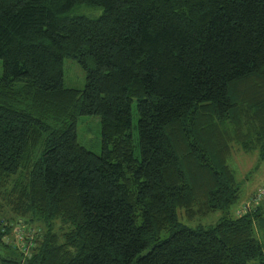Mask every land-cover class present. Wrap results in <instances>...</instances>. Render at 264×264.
Segmentation results:
<instances>
[{
	"label": "trees",
	"instance_id": "obj_1",
	"mask_svg": "<svg viewBox=\"0 0 264 264\" xmlns=\"http://www.w3.org/2000/svg\"><path fill=\"white\" fill-rule=\"evenodd\" d=\"M0 60L1 264H264V0H0Z\"/></svg>",
	"mask_w": 264,
	"mask_h": 264
},
{
	"label": "rangeland",
	"instance_id": "obj_2",
	"mask_svg": "<svg viewBox=\"0 0 264 264\" xmlns=\"http://www.w3.org/2000/svg\"><path fill=\"white\" fill-rule=\"evenodd\" d=\"M101 12V11H100ZM82 13H92L90 9L84 8ZM64 83L67 88L83 90L86 85V73L81 68L79 63L73 59H65L64 65ZM3 75V62L0 60V77ZM138 122L139 116L136 110V105H133V133L136 142H138ZM78 140L79 143L95 154H101L103 148L102 142V121L98 116H82L79 120L78 128ZM138 150V149H137ZM232 169L235 170L239 182L241 183V197L239 203L247 201L248 196L258 190L264 183V161H260L258 153H247L240 148L235 147L233 149V155L230 158ZM240 208V205L238 206ZM207 220L204 225H208ZM23 220H19L15 227L11 239L6 241L12 242L16 247H23L25 239L28 236L33 237L34 231L28 229V226L23 223ZM185 223V222H184ZM197 223H195L196 225ZM194 225V226H195ZM1 264V262H0Z\"/></svg>",
	"mask_w": 264,
	"mask_h": 264
},
{
	"label": "built area",
	"instance_id": "obj_3",
	"mask_svg": "<svg viewBox=\"0 0 264 264\" xmlns=\"http://www.w3.org/2000/svg\"><path fill=\"white\" fill-rule=\"evenodd\" d=\"M260 196L264 197V188L259 190V193L257 194V198Z\"/></svg>",
	"mask_w": 264,
	"mask_h": 264
}]
</instances>
